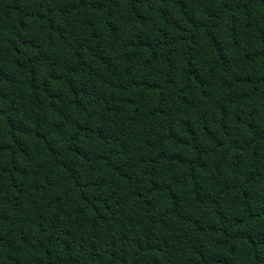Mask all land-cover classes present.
<instances>
[{
  "label": "trees",
  "instance_id": "1",
  "mask_svg": "<svg viewBox=\"0 0 264 264\" xmlns=\"http://www.w3.org/2000/svg\"><path fill=\"white\" fill-rule=\"evenodd\" d=\"M0 264H264V0H0Z\"/></svg>",
  "mask_w": 264,
  "mask_h": 264
}]
</instances>
